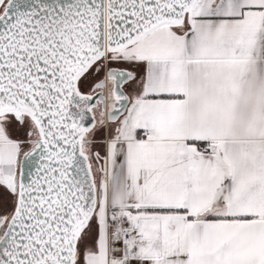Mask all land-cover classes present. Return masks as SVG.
<instances>
[{"label":"snow or ice","instance_id":"1","mask_svg":"<svg viewBox=\"0 0 264 264\" xmlns=\"http://www.w3.org/2000/svg\"><path fill=\"white\" fill-rule=\"evenodd\" d=\"M0 264H264V0H0Z\"/></svg>","mask_w":264,"mask_h":264}]
</instances>
